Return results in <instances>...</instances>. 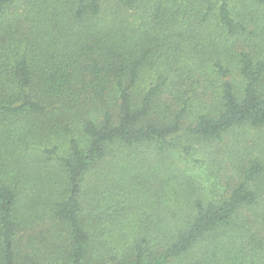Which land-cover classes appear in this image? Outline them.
I'll use <instances>...</instances> for the list:
<instances>
[{
  "label": "trees",
  "instance_id": "obj_1",
  "mask_svg": "<svg viewBox=\"0 0 264 264\" xmlns=\"http://www.w3.org/2000/svg\"><path fill=\"white\" fill-rule=\"evenodd\" d=\"M18 134L62 169L56 197ZM117 145L180 156L173 217L88 206ZM178 261L264 264V0H0V264Z\"/></svg>",
  "mask_w": 264,
  "mask_h": 264
},
{
  "label": "rangeland",
  "instance_id": "obj_2",
  "mask_svg": "<svg viewBox=\"0 0 264 264\" xmlns=\"http://www.w3.org/2000/svg\"><path fill=\"white\" fill-rule=\"evenodd\" d=\"M185 44L187 48H190V43ZM77 134L84 145L87 138L78 130ZM53 136L55 137V143L60 147V151L62 153L66 152L68 140L64 135L55 133ZM13 139H15L16 154L21 159L30 160L33 165L37 166L36 170L39 175L37 178L35 177V184H33L32 189L34 187L39 190L44 188L50 191L49 195L56 197L57 193L54 183L59 180L61 175L65 179L62 169L57 168L56 164L47 166V164L39 162L33 156L40 143L39 138L29 139L25 134H18ZM180 141H186V139L177 138V142ZM197 147L199 146L197 145ZM136 150L127 151L122 146H112V153L108 161L102 167H97L99 169L91 170L86 175L84 186L90 202L88 206L91 205L92 199L97 198L95 190L101 188L107 198V201L103 202L104 205H101L102 208L109 213H112L113 210L116 211L117 216L125 217V221H132L133 225L138 220L146 217L167 218L174 216V206H177L176 199H174L176 182H174V175L169 169V165L174 160L180 161V156L170 160L171 162L166 164V168L162 169L158 167L156 160L146 159L148 156L145 147L137 148ZM194 158V160L197 159V162H202L205 159L200 152L195 153ZM179 164L183 163L179 162ZM207 166V164L204 165L203 173L197 174L198 178L204 176ZM187 168L189 167L186 166V169H182L183 174H189V169ZM102 178L107 179L106 184L103 186H101ZM146 199H150L148 204H146ZM187 215L185 209L181 210L180 216ZM209 263L214 264L213 261H209ZM177 264H186V261H178Z\"/></svg>",
  "mask_w": 264,
  "mask_h": 264
}]
</instances>
